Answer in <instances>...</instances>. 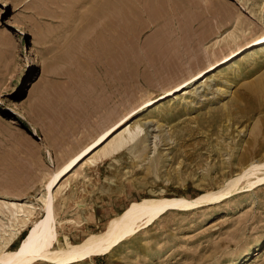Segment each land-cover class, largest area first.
Returning a JSON list of instances; mask_svg holds the SVG:
<instances>
[{"label": "rangeland", "instance_id": "rangeland-1", "mask_svg": "<svg viewBox=\"0 0 264 264\" xmlns=\"http://www.w3.org/2000/svg\"><path fill=\"white\" fill-rule=\"evenodd\" d=\"M104 1L0 0V193L10 200L26 197L17 202L20 205L28 204L27 197H40L45 175L150 97L183 82L198 63L220 60L264 36V0H152L158 20L142 13L140 33L121 35L104 31L106 19L95 17L96 5ZM139 7L142 10V3ZM184 15L199 17L212 36L194 64L167 68L148 45L162 31L176 39V21ZM231 35L239 36L235 44L205 51ZM259 51L264 52V44L243 50L132 119L147 123L149 148L159 138H168V145L160 143L155 155L150 154L155 168L149 170L148 160L140 163L128 152L121 161L96 168L85 160L68 174L62 183L69 198L56 194L55 250L60 256L33 264H63L57 260L64 259V253L119 226L145 200L201 201L237 178L238 169L246 166L239 160L264 163L263 103L251 119L228 131L216 132L218 127L209 123L234 105L245 85L264 74V53L248 59ZM239 62L244 74L230 85L223 81L216 86V77ZM207 79L213 88H205ZM189 92L196 104L180 109L178 120L161 121L164 127L157 128L153 110ZM244 175L219 202L152 212L136 231L72 264H264V167L254 166ZM33 226L8 252L21 249Z\"/></svg>", "mask_w": 264, "mask_h": 264}, {"label": "bare ground", "instance_id": "bare-ground-1", "mask_svg": "<svg viewBox=\"0 0 264 264\" xmlns=\"http://www.w3.org/2000/svg\"><path fill=\"white\" fill-rule=\"evenodd\" d=\"M141 3L143 7L141 8L142 10H140L139 7ZM151 3L152 0H105L104 2H98V5H96L98 7V12L95 13V17H99V19L104 17L106 19L107 23L104 26V31H109L118 35L127 32L134 34L137 32V34H139L142 13L148 15L151 21L158 18V9H155V6ZM261 9L262 11L264 10V3L261 5ZM176 22L179 23L178 30H176V35H178L176 39L167 37L161 30L162 32H159L149 45L147 44L149 46L148 49L157 52V55L160 54L161 63L168 66L167 68H172L175 65L194 64L195 61H198L203 55V53L201 55L202 46L205 45L212 36L208 26L195 15H184L182 18H178ZM194 23H198L197 28H195ZM194 28L195 32L193 31ZM192 32L194 33L192 34ZM191 35H194L193 38ZM238 38L239 36L237 35H231L226 39L216 41L213 46L208 47L205 51H212L222 44L230 46L231 43L235 44ZM262 44H264V36L253 42L247 43L236 51H232L220 60H208L209 64L207 63V65L206 63H198L196 69L192 71L183 82L166 90L160 96L150 97L142 106L132 110L120 120L109 126L102 133H99L92 142L82 148L63 165L57 167L52 173L45 175L43 180V192L40 194L39 198L34 196L27 197L31 198L30 201L26 200L28 203L27 205H20L17 203L20 199H26V197L20 198L17 196L10 200L8 196L4 194L1 195L0 193V198L2 199L0 200L2 201L0 202V217H2V219H0V264H33L40 260H54L52 259V256L59 257L60 255L55 250L58 238L55 212L56 205L59 202L57 200L58 195L56 194L68 197L66 192L67 187L62 183L64 178L68 174L74 172L85 160L86 165L96 168L98 165L106 163L112 165L118 158L121 161V159L124 158L123 156L128 152L132 153L131 157L140 163L148 160L149 170L155 168L157 165L155 157H150V154L153 152L155 155L160 143L168 145L169 143L166 141L168 138H159L158 142L153 141V147L149 148L147 144L148 136L147 133H144L146 131L144 128L147 123H132V119L143 113L155 103L174 96L176 93L186 89V87L192 83H197L204 79L217 68L242 55L244 53L242 52L243 50L246 51L247 49ZM174 49L177 51H173V54L170 53L171 50ZM263 53L264 52L259 51L258 53L252 54L248 59H250L249 61H254V56ZM212 56L217 59L215 52H213ZM114 61L117 62V60ZM242 64L243 63L239 62L238 66L236 65V68L233 64L231 69H226L221 72V74L216 77L218 78V83L215 85L218 86L223 81L230 85L234 78L237 79L239 75L242 76L245 70L242 68ZM208 80L209 79L206 81ZM212 86V82L210 81L205 84V88L207 89L213 88ZM243 88L244 92L237 96L233 106L226 108L209 121L210 127H218L216 128V132H219L222 129L224 132L228 131L233 125L241 123L243 119H251L255 115L256 107L262 103L264 104V74L258 76L253 82L248 83ZM194 95L195 94L192 92H189L188 95L180 97L177 102L172 104L170 102L168 105H161L153 110V116L158 114V117L155 116L158 118L157 128L160 129L164 127L165 121L178 120V114L181 112L180 109H187L192 104H196ZM224 120L226 121V125L225 122L223 124ZM119 131L121 132L117 134ZM154 138L157 139L158 136L156 135ZM245 164L246 166L249 165L247 167L245 166L244 169H238L240 173L237 175L236 179L229 182L227 186L204 200L189 202L188 204H182V202L180 204H171L154 199L145 200L137 209L132 211L129 216H125L119 226H110L105 233L94 235L84 244L75 247L70 253H64L63 256L66 257L57 261L63 262V264L78 262L85 255H91L99 247L114 243L122 237V235L136 231V225L139 221L152 212L158 213L168 208L190 209L203 206L207 203L219 202L234 191L233 188L238 181L246 177V175H244L245 171L254 166L264 167V163L260 161L249 163L248 160L246 162H243V159L239 160V165H241V167ZM124 178L127 180V177ZM121 187L123 188V185H121ZM5 189L1 190L4 191ZM12 192L16 191L12 190ZM39 217L41 218L37 221ZM5 219L7 222L4 221ZM31 225H34L32 231L29 232L21 249L14 253L8 252L11 245L16 242Z\"/></svg>", "mask_w": 264, "mask_h": 264}]
</instances>
